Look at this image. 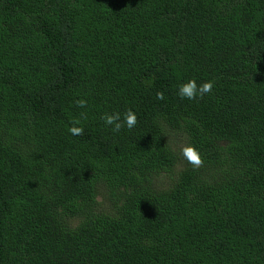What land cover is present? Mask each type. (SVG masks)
Instances as JSON below:
<instances>
[{"label":"trees","instance_id":"obj_1","mask_svg":"<svg viewBox=\"0 0 264 264\" xmlns=\"http://www.w3.org/2000/svg\"><path fill=\"white\" fill-rule=\"evenodd\" d=\"M0 264H264V0H0Z\"/></svg>","mask_w":264,"mask_h":264},{"label":"clouds","instance_id":"obj_2","mask_svg":"<svg viewBox=\"0 0 264 264\" xmlns=\"http://www.w3.org/2000/svg\"><path fill=\"white\" fill-rule=\"evenodd\" d=\"M214 87L213 81H207L203 83H197L195 79L188 80L187 82L178 85L176 95L181 100H202L206 95L212 92ZM156 98L158 100L164 99L163 92H157ZM75 106L81 109L87 108V101L85 99H77L74 101ZM81 117L86 118V113L81 112ZM105 125L109 126L114 133H118L123 128L128 130L133 129L137 124L136 113L128 109L123 114L120 112H106L102 117ZM80 119H74L72 121V126L68 128V132L73 136H81L84 133L83 127H80ZM180 154L184 161L189 164L193 170H198L203 167L204 161L199 153V151L190 144H185L180 148Z\"/></svg>","mask_w":264,"mask_h":264}]
</instances>
